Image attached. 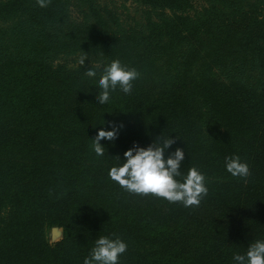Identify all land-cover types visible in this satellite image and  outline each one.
<instances>
[{
	"label": "trees",
	"instance_id": "obj_1",
	"mask_svg": "<svg viewBox=\"0 0 264 264\" xmlns=\"http://www.w3.org/2000/svg\"><path fill=\"white\" fill-rule=\"evenodd\" d=\"M19 1L28 3L8 0L0 9ZM136 1L162 14L153 30L183 40L179 26L186 27L192 0ZM35 5L48 18L65 10L60 1ZM167 9L173 15H165ZM238 14L233 21L249 17L264 25V16ZM202 17L187 26L190 37L207 24ZM262 32L241 40L264 76ZM106 65L0 63V264H83L101 236L128 245L120 264H234L233 255L264 240V92L206 72L197 79L177 76L158 93L138 78L130 94L117 88L99 105ZM90 67L95 78L85 75ZM110 125L120 128L118 138L101 141L105 155L98 157L92 140ZM161 135L175 140L170 152L185 151L184 175L192 167L205 174L208 195L198 207L129 193L110 179L127 150L146 148ZM234 155L249 165L246 180L225 169V157ZM55 225L65 236L50 245L45 228Z\"/></svg>",
	"mask_w": 264,
	"mask_h": 264
},
{
	"label": "rangeland",
	"instance_id": "obj_2",
	"mask_svg": "<svg viewBox=\"0 0 264 264\" xmlns=\"http://www.w3.org/2000/svg\"><path fill=\"white\" fill-rule=\"evenodd\" d=\"M8 0H0V6ZM19 1L18 6L0 9V63L8 59L40 61L70 69L110 64L120 60L136 69L139 79L154 93L165 89L177 76L200 78L210 72L221 83L240 82L264 92V76L258 63L243 50L241 34L260 36L264 25L236 22L238 13L258 19L264 16V0H192L179 26L183 40L171 39L153 30L162 14L155 16L136 0H51L65 3V10L46 17L35 8L36 0ZM34 1L35 3H29ZM165 15H173L166 10ZM203 16V17H202ZM205 22L200 34L190 37L187 28ZM53 18V19H51ZM198 23V24H195ZM179 42V43H178ZM63 227L47 226L45 240L53 245L64 239Z\"/></svg>",
	"mask_w": 264,
	"mask_h": 264
},
{
	"label": "clouds",
	"instance_id": "obj_3",
	"mask_svg": "<svg viewBox=\"0 0 264 264\" xmlns=\"http://www.w3.org/2000/svg\"><path fill=\"white\" fill-rule=\"evenodd\" d=\"M51 0H36L41 8L49 6ZM89 59L85 54L79 64L83 66ZM85 75L89 78L97 76V70L88 68ZM140 73L123 65L120 60H113L103 67L98 84L100 92L95 96L97 104L104 105L110 102L111 94L119 88L124 94H130L133 82ZM111 130H100L93 141V151L98 157L105 155V147L101 141H114L118 138L120 128L110 125ZM175 140L167 137H158L148 147L134 145L123 154V162L109 170L111 180L129 193L137 195H153L163 198L169 203H180L185 208L198 207L208 195L205 174L196 167H192L184 175L181 166L185 160V151L172 148ZM120 160L119 158H117ZM121 161V160H120ZM224 166L232 177L247 179L251 175L249 165L239 156L225 157ZM179 178V179H178ZM128 245L120 238L101 236L95 240L89 256L83 264H120V257L127 251ZM234 264H264V240H256L248 246L245 254H235L232 257Z\"/></svg>",
	"mask_w": 264,
	"mask_h": 264
}]
</instances>
